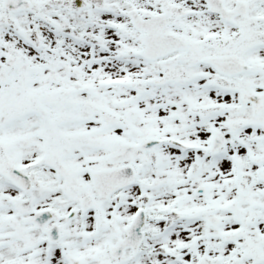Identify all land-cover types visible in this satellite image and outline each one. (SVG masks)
<instances>
[{"label": "snow or ice", "instance_id": "obj_1", "mask_svg": "<svg viewBox=\"0 0 264 264\" xmlns=\"http://www.w3.org/2000/svg\"><path fill=\"white\" fill-rule=\"evenodd\" d=\"M0 264H264V0H0Z\"/></svg>", "mask_w": 264, "mask_h": 264}]
</instances>
